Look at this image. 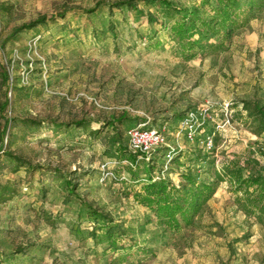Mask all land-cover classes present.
Masks as SVG:
<instances>
[{"label":"rangeland","instance_id":"1","mask_svg":"<svg viewBox=\"0 0 264 264\" xmlns=\"http://www.w3.org/2000/svg\"><path fill=\"white\" fill-rule=\"evenodd\" d=\"M169 23L143 0H0L1 264H264V215L243 211L224 171L264 178V10L193 59ZM191 116L213 150L188 141ZM161 126L149 160L130 151L131 128ZM186 175L217 190L171 231L137 197L150 177Z\"/></svg>","mask_w":264,"mask_h":264},{"label":"trees","instance_id":"2","mask_svg":"<svg viewBox=\"0 0 264 264\" xmlns=\"http://www.w3.org/2000/svg\"><path fill=\"white\" fill-rule=\"evenodd\" d=\"M143 1L147 5L160 3L167 9L170 21L166 27L168 37L176 43L179 53L186 59H193L199 53L214 54L226 50L234 32L243 28L253 13L264 10V0H216L217 6L212 8V14L201 13L203 4L198 9L189 11L177 7L171 0ZM205 3L209 1L206 0ZM116 7L135 8V5L132 2L118 3ZM41 21L43 19L36 23ZM149 21L153 22L154 19L149 18ZM36 25L32 24L29 28ZM22 30H17L16 34ZM212 39L215 42H212ZM156 46L162 47L163 43L157 42ZM262 124L264 128V117ZM137 157L135 155L133 158L134 162ZM224 168L230 183L235 186L233 191L236 194V202L243 211L248 215H264V178L251 174L245 176L241 170L233 168L230 164ZM185 177L184 184L179 187L166 179L156 182L150 177L141 195L137 197L138 203L154 212L158 220L171 231H179L181 221L190 225L201 207L217 190L215 183L200 181L191 175ZM12 191L9 186H0V205L10 199ZM93 215L96 218V213ZM113 231L112 228L108 229L112 238ZM111 243L113 249H118L117 241L112 240Z\"/></svg>","mask_w":264,"mask_h":264},{"label":"built area","instance_id":"3","mask_svg":"<svg viewBox=\"0 0 264 264\" xmlns=\"http://www.w3.org/2000/svg\"><path fill=\"white\" fill-rule=\"evenodd\" d=\"M193 116L186 119L184 126H187V139L191 143H196L203 147L206 151L214 149V138L212 136H205L199 138L194 124ZM128 146L132 153L136 154L138 158H145L149 160V156L157 149L166 146L168 143V131L165 126L144 128L134 127L127 132Z\"/></svg>","mask_w":264,"mask_h":264}]
</instances>
